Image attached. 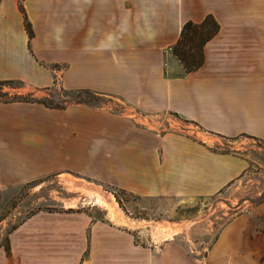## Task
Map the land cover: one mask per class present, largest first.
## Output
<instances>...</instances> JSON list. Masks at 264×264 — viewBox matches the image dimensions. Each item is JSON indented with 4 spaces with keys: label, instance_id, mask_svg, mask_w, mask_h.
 <instances>
[{
    "label": "crops",
    "instance_id": "crops-1",
    "mask_svg": "<svg viewBox=\"0 0 264 264\" xmlns=\"http://www.w3.org/2000/svg\"><path fill=\"white\" fill-rule=\"evenodd\" d=\"M208 15L219 28L187 71L173 47L186 22ZM10 80L88 89L126 107L0 101L1 196L52 174L142 198L213 196L248 160L208 138L264 140V0H0V82ZM164 115L198 132L143 120ZM131 229L40 209L0 246V264H264V201L229 217L203 259L177 231L145 245Z\"/></svg>",
    "mask_w": 264,
    "mask_h": 264
},
{
    "label": "rangeland",
    "instance_id": "rangeland-1",
    "mask_svg": "<svg viewBox=\"0 0 264 264\" xmlns=\"http://www.w3.org/2000/svg\"><path fill=\"white\" fill-rule=\"evenodd\" d=\"M41 100L47 104L65 106L82 101L122 111L120 101L99 96L88 89L71 90L61 85L38 89L19 80L0 82V101ZM143 120L157 130L189 132L197 127L174 115ZM212 148L242 154L248 160L246 170L213 196L142 198L123 190L100 186L113 201L109 207L99 194L70 175H49L34 180L8 197L0 194V246L9 247L11 231L33 212L45 209L84 210L98 220L124 224L138 243L163 244L176 231L174 238L184 243L199 259L215 241L223 223L235 213L248 210L264 201V140L241 135L235 138H208ZM86 181V180H85Z\"/></svg>",
    "mask_w": 264,
    "mask_h": 264
},
{
    "label": "trees",
    "instance_id": "trees-1",
    "mask_svg": "<svg viewBox=\"0 0 264 264\" xmlns=\"http://www.w3.org/2000/svg\"><path fill=\"white\" fill-rule=\"evenodd\" d=\"M26 25L30 36H33L30 23L27 22ZM218 28L217 21L212 15H208L201 22L188 21L184 24L181 36L173 47V52L182 61L187 71L195 70L202 65L204 61V46L216 34ZM41 102L50 107H61L47 104L45 101Z\"/></svg>",
    "mask_w": 264,
    "mask_h": 264
},
{
    "label": "bare ground",
    "instance_id": "bare-ground-1",
    "mask_svg": "<svg viewBox=\"0 0 264 264\" xmlns=\"http://www.w3.org/2000/svg\"><path fill=\"white\" fill-rule=\"evenodd\" d=\"M80 182L81 185L86 186L87 188L97 192L100 196V200L105 202L109 207H113V201H111L108 197H107V193L98 185L94 184V183H89L85 180H80L78 181Z\"/></svg>",
    "mask_w": 264,
    "mask_h": 264
}]
</instances>
